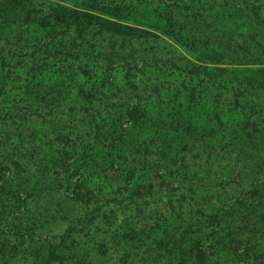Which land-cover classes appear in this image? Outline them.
Listing matches in <instances>:
<instances>
[{"label": "rangeland", "instance_id": "obj_1", "mask_svg": "<svg viewBox=\"0 0 264 264\" xmlns=\"http://www.w3.org/2000/svg\"><path fill=\"white\" fill-rule=\"evenodd\" d=\"M18 2L39 13L0 20L24 164L0 151V264H264V0Z\"/></svg>", "mask_w": 264, "mask_h": 264}, {"label": "trees", "instance_id": "obj_2", "mask_svg": "<svg viewBox=\"0 0 264 264\" xmlns=\"http://www.w3.org/2000/svg\"><path fill=\"white\" fill-rule=\"evenodd\" d=\"M5 1V0H4ZM2 2L0 3V20L1 18H3L4 16V20L5 18H8V15L12 14V13H17L18 10H20L19 12L20 13H23L22 14V17L24 18V25H27V24H30L33 22L35 15L38 14L39 12L37 11V7L36 5H34L32 2H30L29 4H21L20 2H18V0H6L5 2ZM167 1V0H166ZM17 3H20V5H18ZM60 6H56V9L59 8ZM90 8V7H89ZM97 8V7H96ZM95 8V9H96ZM55 9V7H54ZM63 9V8H62ZM84 9H86L84 7ZM66 10H68L71 14V17L74 18V25H75V30L76 32L78 33V36H81L83 35L84 33V19H92L94 16L93 14L89 13V12H84L83 8L82 9H70V8H66ZM90 10H92L90 8ZM54 10H52V13H53ZM57 11V10H55ZM94 11V10H93ZM96 11H102V9H98ZM246 12V10H244ZM19 13V14H20ZM250 13L249 12H246V15H244V17L246 18L245 20L246 21H250ZM43 17V16H41ZM42 21L44 20L45 24L44 26L48 27L49 26V20L52 19V21L54 22H60V15L59 13H57V15H48L46 17H43L41 18ZM256 31V30H255ZM82 37V36H81ZM78 56H76L74 58L77 59ZM139 109V108H137ZM135 109V110H137ZM138 112V111H137ZM129 115L132 119H135V114H134V111H131L129 112ZM138 118H136L137 120ZM1 125V124H0ZM3 135H0V137H2ZM9 144H6V145H2L0 144V151H2L5 156H6V162H5V165H7L8 167L12 168V169H20L22 168V166L24 165L23 162H22V158L20 157V155L18 154L17 156L15 155L16 154V150L14 149H10L8 147ZM55 184L56 181H54ZM84 188V186H79L75 192H73L74 194V197L77 199V200H80L82 202H84L86 200V198H84V192L82 191V189ZM92 195L94 194L93 192H91ZM88 204H90V202H88ZM0 252L1 254L3 253H8V254H11L12 256H15L16 255V252H17V247H10L7 249V247L5 246H2L0 247ZM54 257H57L55 256V252L53 251L52 252V258L53 259ZM52 261V260H51ZM49 264V262H48Z\"/></svg>", "mask_w": 264, "mask_h": 264}]
</instances>
